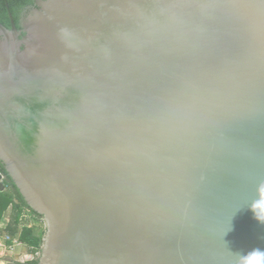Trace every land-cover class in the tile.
Listing matches in <instances>:
<instances>
[{
  "label": "water",
  "instance_id": "water-1",
  "mask_svg": "<svg viewBox=\"0 0 264 264\" xmlns=\"http://www.w3.org/2000/svg\"><path fill=\"white\" fill-rule=\"evenodd\" d=\"M0 24V164L36 264H238L264 249V0H34ZM0 173V191L5 188ZM30 259L14 246L0 264Z\"/></svg>",
  "mask_w": 264,
  "mask_h": 264
},
{
  "label": "trees",
  "instance_id": "trees-1",
  "mask_svg": "<svg viewBox=\"0 0 264 264\" xmlns=\"http://www.w3.org/2000/svg\"><path fill=\"white\" fill-rule=\"evenodd\" d=\"M33 3L34 0H0V24L9 27L10 23L7 12V8H9L15 23L18 25L20 13ZM0 172L5 176L3 181L5 188L0 191V217L3 211L10 206V216L6 227L7 234L17 237L19 241L26 244L29 248V254L33 256L32 259L16 262L15 264H36V256L42 244V236L35 234L33 226L23 223L22 213L27 209L32 215L36 217L40 216L26 205L1 164Z\"/></svg>",
  "mask_w": 264,
  "mask_h": 264
},
{
  "label": "clouds",
  "instance_id": "clouds-1",
  "mask_svg": "<svg viewBox=\"0 0 264 264\" xmlns=\"http://www.w3.org/2000/svg\"><path fill=\"white\" fill-rule=\"evenodd\" d=\"M259 199L252 201L250 210L254 218L264 224V182H261L259 187ZM238 264H264V249L253 248L246 254L239 256Z\"/></svg>",
  "mask_w": 264,
  "mask_h": 264
},
{
  "label": "crops",
  "instance_id": "crops-1",
  "mask_svg": "<svg viewBox=\"0 0 264 264\" xmlns=\"http://www.w3.org/2000/svg\"><path fill=\"white\" fill-rule=\"evenodd\" d=\"M9 216H10V206L9 207H7L4 211H3V213H2V215H1V217H0V232H3V233H8L7 232V229H6V227H7V223H8V221H9ZM34 216V215H33ZM33 216H31V212H29L27 209H25L24 211H23V213H22V219L24 220V222L23 223H26L28 226H35V225H37V223H38V220L36 219V217H33ZM34 232H35V234H36V230H35V228H34ZM36 235H38V234H36ZM17 238V237H16ZM18 239V238H17ZM23 243V242H22ZM24 244V243H23ZM7 255H11V253L9 252V253H7Z\"/></svg>",
  "mask_w": 264,
  "mask_h": 264
},
{
  "label": "built area",
  "instance_id": "built-area-1",
  "mask_svg": "<svg viewBox=\"0 0 264 264\" xmlns=\"http://www.w3.org/2000/svg\"><path fill=\"white\" fill-rule=\"evenodd\" d=\"M17 244L23 243L19 241L16 237H12L7 233L0 232V256H3L9 252L12 253L14 246ZM32 258L33 256L31 255V259Z\"/></svg>",
  "mask_w": 264,
  "mask_h": 264
},
{
  "label": "rangeland",
  "instance_id": "rangeland-1",
  "mask_svg": "<svg viewBox=\"0 0 264 264\" xmlns=\"http://www.w3.org/2000/svg\"><path fill=\"white\" fill-rule=\"evenodd\" d=\"M31 216H33V215L31 214ZM33 217H36V216H33ZM36 219L38 220L37 225L34 226V228H35V230H36V234H38V235H40V236L43 237V235H44V231H45V225H44V222H43V220H42L40 217H36ZM30 259H31V258H30ZM25 260H28V259H26V257H24V261H25Z\"/></svg>",
  "mask_w": 264,
  "mask_h": 264
}]
</instances>
